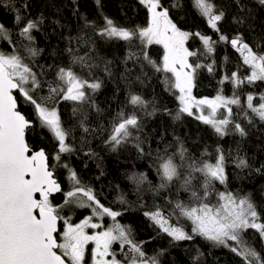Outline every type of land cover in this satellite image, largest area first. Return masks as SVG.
I'll use <instances>...</instances> for the list:
<instances>
[{"label": "trees", "instance_id": "obj_1", "mask_svg": "<svg viewBox=\"0 0 264 264\" xmlns=\"http://www.w3.org/2000/svg\"><path fill=\"white\" fill-rule=\"evenodd\" d=\"M212 2L215 11L225 14L218 22L219 32L209 26L207 18L193 6V0H160L176 27L190 34L186 46L196 55L188 60L194 66L200 65L193 73L194 97L221 95L240 100V104L229 105L232 113L227 116L230 123L224 135L197 119L201 111L192 115L180 112L178 90L171 86L172 74L156 71L144 59L143 54L147 53L161 67L164 49L158 44L147 45L138 37V30L146 27L151 18L141 0H0V24L8 29V39L0 37V52L19 55L36 74L41 87L32 95L38 102L49 97V86L58 83L56 73L61 67L71 66L81 78L101 84L94 91L86 88L83 102L61 97L46 101L47 107L56 109L67 133L65 143L70 150L65 152H59L54 134L42 125L34 106L18 93L20 106L33 122L26 130L28 144L45 150L50 169L62 185V191L51 197L52 203L63 205L57 209L59 214L74 223L88 214L89 207L65 204V193L77 187L90 189L100 205L119 212L118 219L127 225L134 245L144 253L142 258L154 260L155 264H245L244 258L231 250L238 246L237 242L228 241L229 246L225 247L207 240L192 232L191 221L179 210L173 211L177 201L190 203L187 192L174 183L159 188L164 182L158 172L163 160L174 157L175 163H181V148L186 158L198 163L214 164L222 154L226 180L224 184L213 182L211 203L217 201L218 192L248 197L259 216L256 222L264 223V121L247 108L249 94L253 95L254 106L262 102L264 81L235 84L232 73L243 79L250 75L251 68L230 43L240 37L254 52L264 54V4L260 0ZM17 13L23 17L19 25L15 21ZM106 19L137 35L129 41L101 35ZM27 20L41 21L31 33L32 41L20 35ZM196 33L211 37L212 52L207 51ZM221 34L228 41H221ZM29 47L37 50L35 56L28 52ZM73 56L85 57L95 66L90 70L82 68L79 63H72ZM132 95L140 96L145 105H132ZM131 115L137 117L139 128H130L131 135L114 145L110 141L113 127ZM219 117L225 115L219 113ZM237 123L245 135L235 129ZM57 155L59 160L55 159ZM240 159H245L248 166L238 167ZM141 174L145 179L140 184L131 179ZM194 175L197 180L193 185L198 187L203 177L200 173ZM70 199L88 204L79 194ZM156 211L192 239L175 240L145 215ZM241 239L239 247L254 249L264 261V238L256 229L242 230Z\"/></svg>", "mask_w": 264, "mask_h": 264}, {"label": "snow or ice", "instance_id": "obj_2", "mask_svg": "<svg viewBox=\"0 0 264 264\" xmlns=\"http://www.w3.org/2000/svg\"><path fill=\"white\" fill-rule=\"evenodd\" d=\"M11 2V0H9ZM150 13V23L146 28L138 30V37L147 45H162L164 54L162 58V69L153 61L147 53L144 59L151 64L156 71L163 70L171 73L174 78L172 87L180 93L178 99L181 103L180 112L192 115V108L203 112V106L210 110L208 115H199L203 123L211 125L216 133L225 134V127L230 120L225 117L216 119L219 108L227 109L228 116L232 109L228 105L240 104L239 98L231 99L217 95L214 99H196L192 96L193 73L200 65L189 63L188 58L196 55L185 46L189 33L179 30L169 19L168 10L160 4V0H141ZM264 4V0H260ZM193 6L198 9L203 17L207 18L209 26L219 32L218 22L224 18L223 11H215L212 0H193ZM157 9H161L157 11ZM23 17L17 13L15 21L19 25ZM41 21L27 20L20 29V35L32 41L31 35L37 29ZM109 38L131 40L137 35L136 32L123 28H117L113 21L106 19V26L100 33ZM202 40L208 52H212L211 37L196 33ZM0 37L8 39V29L0 24ZM221 41H228V37L221 34ZM234 48H237L243 55V63L249 65L251 74L241 79L237 73H232L231 79L237 86L246 80L249 84L255 81H264V54H258L243 43L240 37L230 41ZM28 52L35 56L37 50L28 48ZM71 53L72 49H68ZM246 53V54H245ZM72 63H79L82 68L89 70L94 67L88 63L85 57L73 56ZM107 71V66L105 67ZM191 70V71H189ZM209 71L211 67L209 66ZM57 81L55 86H49V97L42 98L40 102L32 95V92L41 87L36 74L16 54H5L0 52V264H85L86 247L91 242L95 246L91 250L92 264H120L110 252L112 243L119 240L121 244L131 243L128 240L125 230L120 225L114 229L89 234L87 228H99L100 225L91 223V217H87L80 223L73 224L62 217L58 207L52 203L50 197L53 193L61 192V186L54 178L50 170L48 156L43 149L33 152L25 140L26 129L31 121L18 110V100L13 91L16 90L23 99L34 106L35 111L42 122L59 142V152L69 151L65 144L66 131L61 126L60 117L55 108L46 106V101L54 97H61L69 101H85V88L93 91L101 87L99 82L89 83L81 78L72 67H61L56 73ZM228 79V77H226ZM29 85V87H25ZM253 95L247 96V108L251 109L261 121H264V95L260 97L259 106H254ZM132 105H145V101L138 95H132L129 101ZM235 129L243 136L244 129L240 124L234 125ZM130 128H139L135 115L121 119L112 129L110 141L119 145L122 140L131 135ZM87 131V128H85ZM181 163L174 162V157L163 160L160 170L162 182L160 189L176 184L179 190L187 192L190 203L177 201L173 211L179 210L180 215L189 219L193 225L192 232L203 236L216 244L228 247V241L237 242V247L231 250L244 258L245 264H264L258 253L249 247H239L242 244L241 232L244 229H256L264 238V223H257L259 219L255 205L248 197H237L231 192L216 193L217 202L212 204L210 198L213 195L214 181L224 184L226 177L224 173V156H218L216 163H198L189 160L181 148ZM56 160L60 157L57 155ZM187 161V162H186ZM238 167H247V161L240 159ZM194 173H200L203 177L198 187L193 185L197 180ZM76 174L72 173L75 180ZM131 179L140 184L145 177L133 175ZM78 183V182H77ZM80 193L87 197L88 201L94 202V214H106L115 219L119 213L103 207L96 200L91 190L77 187L74 191L65 193V204L75 203L78 207H91V204L83 200H72ZM195 205V206H193ZM150 216L163 231L167 232L175 240H191L182 228L168 225L160 211L145 213ZM63 221V226L60 225ZM115 233V234H114ZM132 250L143 257L144 253L138 247L132 245ZM112 259H107V257ZM131 264H137L135 257L131 258ZM140 264H146L141 260ZM153 264L155 261L153 260Z\"/></svg>", "mask_w": 264, "mask_h": 264}, {"label": "rangeland", "instance_id": "obj_3", "mask_svg": "<svg viewBox=\"0 0 264 264\" xmlns=\"http://www.w3.org/2000/svg\"><path fill=\"white\" fill-rule=\"evenodd\" d=\"M161 9H158V11H160ZM170 19V18H169ZM171 20V19H170ZM173 23V22H172ZM149 24L146 26L148 27ZM144 27V28H146ZM118 28V27H117ZM104 28H102L100 30V32L103 30ZM180 30V29H179ZM182 31V30H181ZM186 42L187 40L185 41V44L184 46L187 48L186 46ZM188 49V48H187ZM189 50V49H188ZM190 51V50H189ZM239 53L242 55V53L239 51ZM246 54V53H245ZM243 57V55H242ZM189 59V58H188ZM161 69H162V66H161ZM191 71V70H189ZM251 74V72H250ZM174 82V78L172 79V83ZM91 83V82H89ZM86 90V88H85ZM179 93V91H178ZM180 95V93H179ZM192 96L194 97L193 95V92H192ZM216 96L212 97V98H207V99H214ZM227 98V97H225ZM197 99V98H196ZM228 99H231V98H228ZM199 100V99H198ZM180 101V100H179ZM257 106H259V104L256 103ZM228 107H230L228 105ZM194 111H201L200 109L196 108L195 106L192 108V113ZM209 109L207 106H203V115H208L209 113ZM219 113H223L225 115V117L228 116L227 114V109L226 108H219L218 111H217V114H216V119H221L219 117ZM202 114V113H201ZM224 117V118H225ZM66 144V143H65ZM67 146V145H66ZM85 190H90L88 188H84ZM75 188L72 190L74 191ZM92 192V191H91ZM79 195H82L80 193H78ZM93 194V193H92ZM52 196H55V195H52ZM83 196V195H82ZM84 197V196H83ZM85 199H87V197H85ZM217 201H215L214 203L212 204H215ZM88 204H91L92 206L89 207L87 209V212L88 214L87 215H84L83 217H80L78 218L76 221H74L73 224H77V223H80L82 220H84L85 218L87 217H91V223H96V224H99L100 227L99 228H87L85 229L86 232H88L89 234H95V233H98V232H103V231H107L109 229H114L116 227V225H120L121 227L124 228L125 230V233H126V236L128 238L129 241H131V243H124L123 245L121 244V242L119 240L117 241H114L112 243V246H111V249H110V252H112L115 256V259L120 261V264H131V258L135 257L136 260H137V264H140V261L143 260L146 262V264H153V260H150V259H144V258H141L139 257V254L134 252L132 250V245H134L135 243L132 241V239L130 238V235H129V230L127 228V225L124 223H121L118 219V216L115 217V219H113L111 216H108L106 214H94L93 213V208L96 207V205L94 204V202H91V201H88ZM113 211V210H111ZM114 212H117V211H114ZM119 213V212H117ZM70 222V221H69ZM71 223V222H70ZM169 226H171L169 223H168ZM174 227V226H172ZM115 234V233H114ZM94 244L93 243H89L86 247V253H85V264H92V259H91V250L92 248H94ZM136 246V245H135ZM137 247V246H136ZM107 259H112V257H107Z\"/></svg>", "mask_w": 264, "mask_h": 264}, {"label": "water", "instance_id": "obj_4", "mask_svg": "<svg viewBox=\"0 0 264 264\" xmlns=\"http://www.w3.org/2000/svg\"><path fill=\"white\" fill-rule=\"evenodd\" d=\"M15 92H16V90H14L13 91V95H15L16 96V94H15ZM18 106H19V104H18ZM20 111V110H19ZM23 113V112H22ZM24 114V113H23ZM25 115V114H24ZM26 116V115H25ZM31 121V120H30ZM32 124H33V122L31 121V124H30V126H32ZM29 126V127H30ZM27 130V129H26ZM26 133H25V140H26V142L28 143V141H27V138H26ZM29 145V144H28ZM29 147H30V149L33 151V152H35V151H39V150H41V149H43V148H39V149H33L30 145H29ZM44 150V149H43ZM45 151V150H44ZM46 153V152H45ZM47 155V154H46ZM48 156V155H47ZM48 162H49V158H48ZM49 165H50V163H49ZM50 170H52V169H50ZM53 171V170H52ZM53 173H54V171H53ZM54 178L57 180V177H55L54 176ZM58 182V181H57ZM59 184H60V186H61V189H62V185H61V183L60 182H58ZM58 193V192H57ZM57 193H53L52 195H56Z\"/></svg>", "mask_w": 264, "mask_h": 264}, {"label": "flooded vegetation", "instance_id": "obj_5", "mask_svg": "<svg viewBox=\"0 0 264 264\" xmlns=\"http://www.w3.org/2000/svg\"><path fill=\"white\" fill-rule=\"evenodd\" d=\"M157 11H158V9H157ZM15 94H16V97H17V100H18V104H19V106H18V110H20L21 112H23L24 113V110L22 109V106H20L21 104V102H20V100H19V98H18V92L16 91L15 92ZM25 114V113H24ZM35 150V149H34ZM50 199H51V197H50Z\"/></svg>", "mask_w": 264, "mask_h": 264}]
</instances>
